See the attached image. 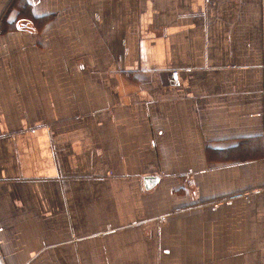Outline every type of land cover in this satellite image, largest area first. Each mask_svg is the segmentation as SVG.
Returning <instances> with one entry per match:
<instances>
[{
  "label": "crops",
  "instance_id": "0c3cea01",
  "mask_svg": "<svg viewBox=\"0 0 264 264\" xmlns=\"http://www.w3.org/2000/svg\"><path fill=\"white\" fill-rule=\"evenodd\" d=\"M1 257L264 264V0H0Z\"/></svg>",
  "mask_w": 264,
  "mask_h": 264
},
{
  "label": "built area",
  "instance_id": "2783aa9c",
  "mask_svg": "<svg viewBox=\"0 0 264 264\" xmlns=\"http://www.w3.org/2000/svg\"><path fill=\"white\" fill-rule=\"evenodd\" d=\"M0 264H4V261H3L2 257L0 258Z\"/></svg>",
  "mask_w": 264,
  "mask_h": 264
}]
</instances>
